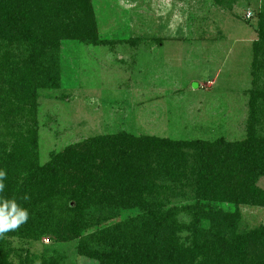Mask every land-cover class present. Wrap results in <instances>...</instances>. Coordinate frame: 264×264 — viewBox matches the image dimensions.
Listing matches in <instances>:
<instances>
[{
	"label": "trees",
	"instance_id": "16d2710c",
	"mask_svg": "<svg viewBox=\"0 0 264 264\" xmlns=\"http://www.w3.org/2000/svg\"><path fill=\"white\" fill-rule=\"evenodd\" d=\"M91 2L0 0V199L14 198L29 212L25 224L0 237V264H16L14 238L77 242L79 255L99 264H264V224L239 229L242 207L264 208V134L255 120L264 90L251 91L244 140L120 132L40 162L38 96L61 86V42L96 38ZM260 21L255 76L264 71V12ZM178 198L190 203L174 204ZM62 262L57 252L17 260Z\"/></svg>",
	"mask_w": 264,
	"mask_h": 264
},
{
	"label": "rangeland",
	"instance_id": "374dc122",
	"mask_svg": "<svg viewBox=\"0 0 264 264\" xmlns=\"http://www.w3.org/2000/svg\"><path fill=\"white\" fill-rule=\"evenodd\" d=\"M91 5L96 38L63 40L61 86L38 96L42 164L70 145L120 132L177 141L247 137L251 91L264 90V71L255 76L253 66L264 0H92ZM259 102L256 128L264 134V99ZM259 186L264 190V177ZM188 203L178 198L174 204ZM241 212L240 230L264 224V208ZM13 250L16 264L28 252H57L63 264H99L79 255L77 242L14 238Z\"/></svg>",
	"mask_w": 264,
	"mask_h": 264
},
{
	"label": "clouds",
	"instance_id": "9594fccd",
	"mask_svg": "<svg viewBox=\"0 0 264 264\" xmlns=\"http://www.w3.org/2000/svg\"><path fill=\"white\" fill-rule=\"evenodd\" d=\"M6 170H0V193L5 189ZM22 199L29 200L26 194ZM29 219L27 209L20 207L16 199H0V237L5 233L15 231L25 224Z\"/></svg>",
	"mask_w": 264,
	"mask_h": 264
}]
</instances>
